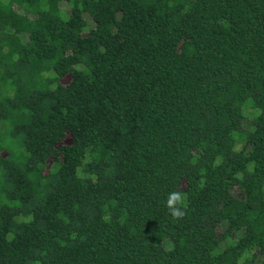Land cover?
I'll use <instances>...</instances> for the list:
<instances>
[{
  "label": "trees",
  "instance_id": "16d2710c",
  "mask_svg": "<svg viewBox=\"0 0 264 264\" xmlns=\"http://www.w3.org/2000/svg\"><path fill=\"white\" fill-rule=\"evenodd\" d=\"M0 264H264V0H0Z\"/></svg>",
  "mask_w": 264,
  "mask_h": 264
},
{
  "label": "clouds",
  "instance_id": "9594fccd",
  "mask_svg": "<svg viewBox=\"0 0 264 264\" xmlns=\"http://www.w3.org/2000/svg\"><path fill=\"white\" fill-rule=\"evenodd\" d=\"M184 202V196L179 191H173L169 193L166 206L169 209V212L173 218H183L184 211L180 207Z\"/></svg>",
  "mask_w": 264,
  "mask_h": 264
}]
</instances>
